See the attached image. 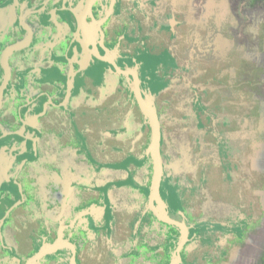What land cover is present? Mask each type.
Returning a JSON list of instances; mask_svg holds the SVG:
<instances>
[{"label": "flooded vegetation", "instance_id": "1", "mask_svg": "<svg viewBox=\"0 0 264 264\" xmlns=\"http://www.w3.org/2000/svg\"><path fill=\"white\" fill-rule=\"evenodd\" d=\"M166 6L164 0H0V264H116V241H106L104 222L111 214L116 223V188L129 187L147 148L121 145L142 135L132 127L137 111L143 117L133 74L158 115L142 88V59L151 60L152 47L163 43ZM122 62L134 64L132 70ZM67 141L76 142V163ZM218 159L212 166L225 170ZM91 164L93 180L84 176ZM197 174L189 169L184 185ZM190 234L136 236L130 245L150 249L138 264H157L159 252V264H168L176 240Z\"/></svg>", "mask_w": 264, "mask_h": 264}, {"label": "rangeland", "instance_id": "2", "mask_svg": "<svg viewBox=\"0 0 264 264\" xmlns=\"http://www.w3.org/2000/svg\"><path fill=\"white\" fill-rule=\"evenodd\" d=\"M164 1L163 43L142 59V88L157 104L163 175L152 200L153 165L144 151L129 187L116 188V264H138L150 250L130 245L131 237L179 232L177 223L194 233L178 252L182 264H264V0ZM135 115L134 134L142 131L135 141L148 145V125ZM218 157L225 170L212 166ZM183 239L168 264L180 263Z\"/></svg>", "mask_w": 264, "mask_h": 264}, {"label": "water", "instance_id": "3", "mask_svg": "<svg viewBox=\"0 0 264 264\" xmlns=\"http://www.w3.org/2000/svg\"><path fill=\"white\" fill-rule=\"evenodd\" d=\"M15 47H10L5 50L6 54L10 53ZM128 73V72H127ZM133 77L135 79V97L137 101V105L140 109V112L142 113L143 117L147 119L149 128H150V142L149 145L146 148V154L150 156V159L152 161L153 165V177H152V185H151V199L155 200V194L158 191V186L160 183V179L163 172V162L161 157V131H160V123L158 119L157 112L154 107H152L150 104L146 103L144 99L141 96L140 90H139V84L136 80V76L133 74ZM159 202V201H158ZM166 222H168L167 219H164ZM176 224V223H174ZM180 227L181 233L184 235L186 227L183 224L177 223ZM185 238L183 239V242L177 247L175 252L177 253V256L179 259L177 261L180 262V256L178 252L180 249H182V245L185 242Z\"/></svg>", "mask_w": 264, "mask_h": 264}, {"label": "crops", "instance_id": "4", "mask_svg": "<svg viewBox=\"0 0 264 264\" xmlns=\"http://www.w3.org/2000/svg\"><path fill=\"white\" fill-rule=\"evenodd\" d=\"M139 108V107H138ZM139 111H140V109H139ZM138 112V111H137ZM141 113V112H140ZM142 114V113H141ZM93 119V118H92ZM94 120V119H93ZM81 125H82V123L81 122H79V130L81 129ZM121 127H123V126H121ZM92 128H94V127H92ZM120 128V127H119ZM160 130H161V128H160ZM131 132H132V130H131ZM134 132V131H133ZM141 137H142V135H141ZM140 137V138H141ZM71 141H73V140H71ZM68 142H70V141H67V144H66V146H68V148L70 147L71 148V151H70V157H71V159H72V162H77L78 160H79V158H78V153H77V150H78V148H75L76 147V142H72V144H70L69 145V143ZM124 144H126L127 146H131L132 147V144H134L135 145V148L137 149V146H139V147H143V148H145V147H147L148 145H146L145 144V142H143V140L142 141H140V143H136V142H134V140H130V138L129 137H127L124 141ZM131 143V144H130ZM63 145V144H62ZM57 146H60V145H57ZM78 147V146H77ZM126 147H124V149H125ZM58 151H59V149H58ZM144 151H146V149L144 150ZM148 158L150 157L149 155H146ZM94 158H97V156H94ZM144 159V158H143ZM77 166H75V168H76ZM94 171H95V169H94V167H93V165L91 164V169H90V173L88 174V175H84V176H88V178L90 177V179L91 180H93V176H97V175H95L94 174ZM162 175H163V172H162ZM152 177H153V173H152ZM81 178H83V177H80V180H79V182H76V185H77V187H78V189L80 190V189H82L83 187V179H81ZM152 179V178H151ZM161 179H162V176H161ZM161 179H160V181H161ZM87 183V182H86ZM160 184L161 183H159V186H158V190H159V188H160ZM152 185V184H151ZM150 192H151V186H150ZM182 208H183V206H181ZM160 208H164L163 206H160ZM161 213H163V211L161 210L160 211ZM163 214H165V213H163ZM111 216V214H108V221H109V223H108V226H105L103 229L107 232V235L109 236H106L107 237V239H106V241L108 242V243H110V245H112V244H114L115 243V241H116V236L115 235H113V234H115V232H116V223L114 222V218H111L110 217ZM162 218H163V216H162ZM164 219V218H163ZM184 225V224H183ZM185 226V225H184ZM117 234V233H116ZM136 234V233H135ZM116 244H118V243H116ZM197 256V255H196Z\"/></svg>", "mask_w": 264, "mask_h": 264}]
</instances>
